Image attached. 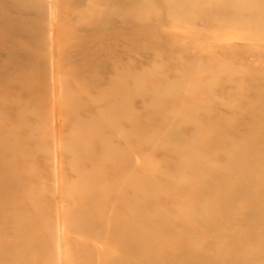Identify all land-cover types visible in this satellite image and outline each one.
Here are the masks:
<instances>
[{
  "label": "rangeland",
  "instance_id": "374dc122",
  "mask_svg": "<svg viewBox=\"0 0 264 264\" xmlns=\"http://www.w3.org/2000/svg\"><path fill=\"white\" fill-rule=\"evenodd\" d=\"M216 4L217 0L206 4V8L213 9ZM150 5L157 7L158 3L152 0ZM177 7L172 9L177 10ZM173 10H170L171 14H167L171 16L166 17L167 19L139 26L137 33L140 41L134 47L114 42L115 36L112 33L105 32L101 38L99 35L95 36L94 42L100 43L102 38L109 40L106 44L102 41V45L100 44L102 50L97 52V56L95 53H88L84 59L82 58L84 55L79 54L82 47L60 43L52 45H56L54 47L60 52L53 59L45 58L46 53L37 45L29 46L20 39L10 38L0 31V46L15 49L20 58L32 55L37 59L35 62L23 64L17 60L9 62L0 49V193H4L6 189L1 183L9 186L4 193L8 192L7 196L0 194V199L1 196L4 197L0 200V252H2L0 264H69V262L91 264L93 261L94 264H106L105 260L87 258L84 251L88 247H98L94 246L96 244L101 247L113 243L110 245L115 246L109 234L104 231L96 234L93 240L86 236L81 239L82 236H77L78 233L72 226L79 222L88 225V220L90 222L93 220L91 223H99L103 227L107 219L110 221L124 215L132 217L134 201L139 198L149 200L158 197L160 200L157 209L173 211L175 206H182L183 203L185 206L188 205L187 199H184L186 196L172 200L162 198L157 189L141 182L144 172L139 168L131 167L126 170L119 166L118 170L114 167L118 161L133 159L135 156V160L142 163L143 159L139 157L141 152L149 154L151 143L155 141L160 143V140H163L156 134L160 128L162 130L163 125L167 123L172 125L173 121H178L179 125L189 123L190 115L186 116L182 110L186 107L185 104L196 105L204 102L205 107L213 110L207 121L202 109L196 112L203 116L202 121H199L201 142L209 141L210 144L211 137H207L206 133L211 126L218 123H227L228 125H223V128L232 136L240 134L252 138L258 136L252 130L242 128L234 111L236 108L253 111L258 109L254 99L264 92V34L252 32L248 25H244V21L212 22L206 19L205 23L203 18L192 19L186 16L182 17V21V18L179 20L172 17ZM259 17L256 16L255 19L258 20ZM245 20L248 21V18ZM75 35L80 38L85 34ZM99 57L101 60L98 61ZM67 59H70V63ZM64 60L66 65H62L61 68L55 65L56 62L61 63ZM128 62L131 65L127 70L140 75L136 80L140 84H138L140 89L139 92H135L133 86L123 84L121 90L130 104L124 116L120 117L115 112L104 115L102 120L107 124V129L104 128L103 133L106 135L103 134V137H99L95 130L78 129L79 123L87 122L96 116V107L105 104H109L113 109L120 107V103L113 100L106 89L110 86L109 78L117 77L122 81L127 79L122 73L125 71L124 65ZM194 62L206 64L209 70L206 72L193 70L186 74L188 77L191 76L188 83L177 84L171 92H163V84L167 82L172 84L178 81V77L181 79L186 67ZM115 63L121 68L112 66ZM58 67L60 70L56 69ZM157 71L160 73L157 74ZM96 82L103 84L101 90L95 88L98 86ZM64 83L70 86L67 88L69 93L72 91V94L66 92L64 95L66 97L60 89L64 88ZM151 89H155L156 92L148 94L147 90ZM62 98L66 99L64 103L67 102L69 108L62 104ZM151 101L165 104V109L161 110L162 115H159V118L146 120L143 117L144 103ZM167 110L172 111L171 114L166 115ZM76 114L79 115L78 118ZM136 116L140 117L142 124L132 127L129 119ZM123 126H131L128 132L135 133L134 136L131 133L129 135L127 128ZM186 126L190 127L188 124ZM122 131L127 133L124 138ZM74 136L82 141V149L86 150H81L72 142ZM169 142L171 144L168 143L166 147L172 150L191 146L185 141L183 145L173 143L171 140ZM105 146H114L116 152L112 155H103L105 152L102 148ZM260 148L264 150V145ZM135 152L139 155L137 156ZM159 152L162 153L163 150L160 149ZM202 154L196 152L189 158L192 161L197 160ZM173 173L175 176V172ZM102 178L106 181L103 182ZM129 180L130 183L135 181L134 191L127 188L117 192L121 188L118 184L124 185L129 183ZM107 183L110 185L107 186ZM116 185L117 188H114ZM172 185L177 188L183 186L182 182L177 180L172 181ZM194 192L189 189L188 195ZM132 194L133 199L129 197ZM133 217L137 220L146 218L145 215ZM87 227L86 230L91 233L94 225ZM140 232L147 233L150 230L142 228ZM201 238V235H195L189 240L199 241ZM55 242L58 243L57 246ZM175 246L171 243L172 248ZM247 246L255 247L256 244L249 243ZM56 247L61 250H57ZM77 255L78 258L79 256L82 258H76Z\"/></svg>",
  "mask_w": 264,
  "mask_h": 264
},
{
  "label": "bare ground",
  "instance_id": "6f19581e",
  "mask_svg": "<svg viewBox=\"0 0 264 264\" xmlns=\"http://www.w3.org/2000/svg\"><path fill=\"white\" fill-rule=\"evenodd\" d=\"M150 1L152 0H0V31L10 38L20 39L29 46L37 45L46 53L45 58L49 57L52 59L60 52L54 47L56 45L52 46L54 43L82 47L79 51L80 55H84L82 58L88 53H95L97 56V52L102 50V41L106 44L109 39L102 38L99 43L94 42L93 38L98 35L101 38V35L105 32L114 34L116 37L113 38L114 42L134 47L140 41L137 33L139 26L152 24L155 21L159 22L166 17H171L167 14H171L170 10L172 11V8L177 6L179 7H177V10H173L172 17L179 20L186 16L192 19L203 18L205 23L207 22L206 19L212 22L244 21V25H248L249 30L251 29L252 32L264 34V0H217V4L213 9L206 8V4L215 0H155L158 3L157 7L151 6ZM256 16H260L257 18L258 20L255 19ZM247 18L248 21L245 20ZM76 33L85 35L79 38L75 35ZM47 45L49 46L48 48ZM0 49L5 53L4 56H7L9 62L17 60L22 61L23 64V62L37 61L36 57L32 55L31 57L29 55L28 57L20 58L15 53V49L13 50V48L5 45L0 46ZM67 60L68 62L70 61V59ZM97 60L99 61L101 58L99 57ZM64 64L66 65L65 60L61 63L56 62L55 65L61 68ZM130 65L129 62L124 65L125 71L122 74L127 78L125 81L117 77L108 79L110 86L106 90L113 100L120 103V107L113 109L109 104L96 107V116L93 118L89 117L90 119L87 122L79 123L78 129L95 130L99 137H103V134L106 135L103 130L107 126L102 120L104 115L115 112L120 117L124 116L130 104L121 90L123 84L133 86L135 92H139L140 89V84L136 81L140 75L129 72L127 69H129ZM112 66L121 68L116 63ZM59 67L56 69L60 70ZM193 70L206 72L209 68L202 62L189 64L184 73H182L181 79L178 77V81L176 80L172 84L171 82L163 84V92H171L177 84L188 83L191 76L188 77L186 74ZM156 73L159 74L160 71ZM65 83L64 88L60 87L63 90L64 94L61 91L63 96L72 92L70 90L71 92L69 93L67 88L70 86ZM96 83H98V86L95 88L101 90L103 84L101 82ZM147 92L152 94L156 91L151 89L147 90ZM255 99L254 104L257 103L258 106L256 111L240 108H236L233 111L234 115L238 116V121L242 128L252 130L253 133L258 135L255 136L258 140L242 134L237 136L229 135L223 128V125L227 126L228 124L218 123V126H211L206 133L207 137H211L210 144H208L209 141L204 142L202 140L201 142L199 140V121H202L203 116L207 118V121L213 110L207 106L205 107L204 102L196 103V105H193V103L192 105L185 104L186 107L182 110L186 116L190 115L191 121L187 123L190 127L186 126V123L179 125L178 121H173L172 125L167 123V125L165 124L166 127L163 125L162 130L160 128L159 132L156 130L158 137L163 139L162 141L159 139L160 143L158 140V143H156L155 140V142H152V138L150 139L152 143L149 154H142L141 150L139 152L142 155L135 152L137 156L139 155L143 159L142 163L135 160L136 156L126 161H118L114 165L115 168L123 166L126 170H129L131 167H137L142 170L144 173L141 182L148 183L149 187L157 189L162 198L172 200L186 196L184 199H187L188 205L186 204L185 206L183 203L182 206L173 207L175 208L173 211L170 209L164 210L156 207L160 200L158 197L154 198L152 196L153 199L149 200L139 198L140 200L134 201L133 216L145 215L146 218L137 220L133 216L127 217L124 215L118 217L117 213V217L114 220H105L107 223L104 221L103 227L99 223H91L93 220L91 222L88 220V225H86L87 223L81 222L80 224L79 222V224H75L72 227L78 233L77 236H82L81 239L84 236L92 239L96 234L105 231L116 244L112 246L113 243H110L112 245L101 247L96 244L94 246L98 247L86 248L84 255L87 258L105 260L106 264H264V150L260 148V146L264 145V92L260 93ZM68 100L70 101V99ZM65 101L66 99L63 100L62 104ZM69 101L68 103H70ZM66 103L64 105L68 106ZM144 104L145 113L142 116L146 120L157 119L159 115H162L161 110L165 104L153 103L152 101ZM170 106L172 105L170 104ZM173 106L175 107L176 105L173 104ZM70 108L72 109V107ZM199 109L204 112L202 117L196 113ZM169 110H167L168 113H166L167 111L165 112L166 115L171 114L172 111ZM76 116L78 118L79 115L76 114ZM129 122L132 127L142 124L139 116L131 117ZM131 126H123L127 128L126 131L129 135L131 132L128 131ZM122 133L124 132L122 131ZM126 134L124 133L123 138L126 137ZM134 134L132 135L134 136ZM169 140L178 144H182L185 141L191 146L181 147L179 150L168 149L166 145L168 143L171 144ZM72 142L79 146L81 150H86L82 149V141L75 136ZM114 146L100 147L105 152H103V155L114 154L116 152L115 147L118 148V146ZM160 149L163 150L162 153L159 152ZM196 152L199 154L201 152L204 156L202 154L197 160H190V155ZM83 155L85 156V154ZM87 157L89 158L88 155ZM209 164L212 165L209 166ZM184 171L187 173H184ZM173 172H175V176L172 175L174 174ZM123 173L126 172L123 171ZM127 176L128 174H126ZM139 176L141 175L139 174ZM104 180L105 178H102L103 182ZM174 180L182 182L183 186L180 188L174 187L172 185ZM130 181L121 185L123 184L121 180V184H118L121 188L117 189V192L127 188L135 189V183H133L135 181L133 180L131 183ZM99 182L102 183L100 180ZM107 182L110 181L107 180ZM111 182L113 181L111 180ZM6 183L8 184L7 180ZM96 183L98 184V182ZM1 186L6 189L9 187L8 185L6 187L4 183L3 185L1 183ZM114 188H117V185ZM189 189L195 191L190 196L188 195ZM4 193L0 194L6 196L9 194L8 192ZM2 196L1 199L4 198ZM129 197L133 199L134 194ZM65 217L67 218L66 215ZM84 219L86 220V218ZM73 222L75 223L76 221ZM93 225L94 227H92ZM87 226L93 228L91 233L86 230ZM142 228L149 229L150 232L141 233L140 230ZM240 231H244V233L241 234ZM195 235H201V240L190 241L189 239ZM60 243L62 242L60 241ZM171 243L176 245L175 248L171 247ZM249 243H255L256 248L247 246ZM56 248H58L57 250L60 249L59 247ZM65 254L67 255V253ZM110 255L112 257H109ZM76 258H78V255ZM79 258L82 257L79 256ZM2 260H4V256H2ZM96 263L98 262L96 261Z\"/></svg>",
  "mask_w": 264,
  "mask_h": 264
}]
</instances>
